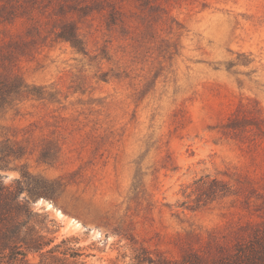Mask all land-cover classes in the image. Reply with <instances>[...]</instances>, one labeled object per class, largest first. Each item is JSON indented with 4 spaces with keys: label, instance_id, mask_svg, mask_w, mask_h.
<instances>
[{
    "label": "rangeland",
    "instance_id": "obj_1",
    "mask_svg": "<svg viewBox=\"0 0 264 264\" xmlns=\"http://www.w3.org/2000/svg\"><path fill=\"white\" fill-rule=\"evenodd\" d=\"M12 71L46 97L0 110L21 151L1 180L54 182L30 205L83 264L215 259L264 229V0H0Z\"/></svg>",
    "mask_w": 264,
    "mask_h": 264
},
{
    "label": "trees",
    "instance_id": "obj_2",
    "mask_svg": "<svg viewBox=\"0 0 264 264\" xmlns=\"http://www.w3.org/2000/svg\"><path fill=\"white\" fill-rule=\"evenodd\" d=\"M65 39L73 42L71 35ZM44 87L27 83L16 72L0 74V110L6 111L23 99L45 98ZM20 149L0 148V162L7 156H20ZM23 174L14 187L3 184L0 177V264H83V252L75 247L71 237L54 243L50 236L54 221L34 210L30 205L34 197L53 198L57 186L46 179L34 180ZM24 193L23 195H21ZM45 221V223H44ZM29 254H38L31 262ZM135 264H264V229L256 232L245 244L230 253H221L215 259L186 254L177 260L151 259L144 251H136Z\"/></svg>",
    "mask_w": 264,
    "mask_h": 264
}]
</instances>
